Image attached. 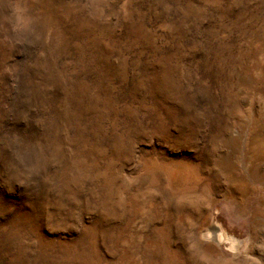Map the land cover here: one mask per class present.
I'll return each instance as SVG.
<instances>
[{"label":"rangeland","instance_id":"obj_1","mask_svg":"<svg viewBox=\"0 0 264 264\" xmlns=\"http://www.w3.org/2000/svg\"><path fill=\"white\" fill-rule=\"evenodd\" d=\"M0 264H264V0H0Z\"/></svg>","mask_w":264,"mask_h":264}]
</instances>
